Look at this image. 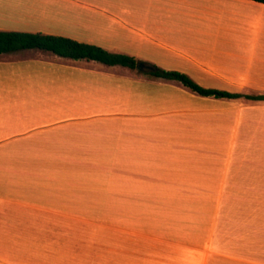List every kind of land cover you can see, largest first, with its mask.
<instances>
[{
    "label": "crops",
    "instance_id": "0c3cea01",
    "mask_svg": "<svg viewBox=\"0 0 264 264\" xmlns=\"http://www.w3.org/2000/svg\"><path fill=\"white\" fill-rule=\"evenodd\" d=\"M149 2L158 14L0 0V31L67 37L264 96V51L227 47L240 41L188 20V7L212 4L264 22V4ZM145 74L0 54V264H48L55 253L34 255L38 244L55 245L60 264H264V100L203 97Z\"/></svg>",
    "mask_w": 264,
    "mask_h": 264
},
{
    "label": "trees",
    "instance_id": "16d2710c",
    "mask_svg": "<svg viewBox=\"0 0 264 264\" xmlns=\"http://www.w3.org/2000/svg\"><path fill=\"white\" fill-rule=\"evenodd\" d=\"M251 1L264 4V0ZM27 49L50 52L61 58L96 61L104 65H118L132 70H135L136 66V61L132 56L122 53H112L94 44L78 42L67 37L18 31H0V54ZM152 68L153 71L145 74L149 78L177 82L199 96L227 100H239L242 98L252 101L264 100L263 95L207 89L198 85L184 73L174 70H164L156 66H152Z\"/></svg>",
    "mask_w": 264,
    "mask_h": 264
},
{
    "label": "rangeland",
    "instance_id": "374dc122",
    "mask_svg": "<svg viewBox=\"0 0 264 264\" xmlns=\"http://www.w3.org/2000/svg\"><path fill=\"white\" fill-rule=\"evenodd\" d=\"M105 2L108 9L111 11L118 9L121 6L130 9H138L140 14L155 15L160 12V10L150 6V0H135L136 5L134 8V0H100ZM133 3V4H132ZM229 6L223 7L221 5H208L203 6H192L188 7V20L190 21H201L207 28L211 31H219L220 34L229 39H234L240 41V44L236 42H231V44H223L227 47L237 48V47H255L256 49L264 51V22L257 20L256 17L251 16L245 17L242 11L234 8H227ZM142 11V13L140 12ZM239 17V18H238ZM238 18V19H237ZM220 35V36H221ZM222 44V43H218ZM221 47V46H219ZM138 72V71H137ZM34 255H39L40 253L49 251V253L54 252L53 259L48 260V264H60L56 257H58L57 247L52 245H33ZM49 248V249H48ZM46 249V250H45ZM29 264H40V261L34 260L29 262Z\"/></svg>",
    "mask_w": 264,
    "mask_h": 264
},
{
    "label": "water",
    "instance_id": "95a60500",
    "mask_svg": "<svg viewBox=\"0 0 264 264\" xmlns=\"http://www.w3.org/2000/svg\"><path fill=\"white\" fill-rule=\"evenodd\" d=\"M135 69L137 71L146 73L153 71V68L151 66H144L142 63H136Z\"/></svg>",
    "mask_w": 264,
    "mask_h": 264
}]
</instances>
